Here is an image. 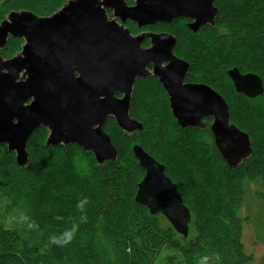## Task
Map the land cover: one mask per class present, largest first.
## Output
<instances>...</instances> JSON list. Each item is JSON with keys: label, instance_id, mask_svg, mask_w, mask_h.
<instances>
[{"label": "trees", "instance_id": "1", "mask_svg": "<svg viewBox=\"0 0 264 264\" xmlns=\"http://www.w3.org/2000/svg\"><path fill=\"white\" fill-rule=\"evenodd\" d=\"M67 1L0 0V23L11 12L48 17ZM215 6V26L195 33L180 18L167 26L177 37L178 55L191 65L188 79L206 83L224 97L231 123L251 139L252 155L239 167H229L216 145L205 142L212 136L210 129L181 128L158 82L138 80L130 115L143 130L130 137L109 119L106 128L118 159L98 164L80 149L93 169L87 177L56 169L60 161L45 156L50 148L42 132L28 141L27 166H18L7 147H0V202L8 197V208L22 210L29 227L25 233L8 229L0 216V264H157L167 249L178 253L184 264H262L245 250L238 212L248 184L259 186L264 198V93L256 98L238 93L228 71L257 74L264 86V0H215ZM189 37L197 38L206 51L193 48ZM23 44L21 38H10L2 57H14ZM125 136L132 140L118 138ZM191 140L201 143L200 149L173 155L174 147L189 146ZM134 143L163 164L177 186L192 217L186 238L162 214L151 215L135 202L145 170L133 154ZM27 183L36 190L23 196L21 186Z\"/></svg>", "mask_w": 264, "mask_h": 264}, {"label": "water", "instance_id": "2", "mask_svg": "<svg viewBox=\"0 0 264 264\" xmlns=\"http://www.w3.org/2000/svg\"><path fill=\"white\" fill-rule=\"evenodd\" d=\"M108 11H113L111 17ZM217 16L215 0H135L133 6L126 0H68L48 17L11 12L0 23V145L16 154L18 166H27L29 138L45 126L50 130L47 147L74 144L92 152L98 164L116 161L118 151L104 124L112 117L127 134L142 131L143 124L130 115L132 95L138 78L154 76L167 92L177 123L206 130L204 119H212L217 149L229 167H239L253 153L251 139L231 123L221 94L206 84H184L189 64L174 55L176 38L149 34L152 46L143 49L145 37L133 36L124 26L127 20L142 28L186 18L196 33L215 26ZM10 38L24 44L5 59L1 50ZM228 75L238 93L249 98L264 93L257 74L233 68ZM132 151L145 170L135 202L151 215L162 214L186 238L191 213L165 166L140 145Z\"/></svg>", "mask_w": 264, "mask_h": 264}, {"label": "rangeland", "instance_id": "3", "mask_svg": "<svg viewBox=\"0 0 264 264\" xmlns=\"http://www.w3.org/2000/svg\"><path fill=\"white\" fill-rule=\"evenodd\" d=\"M188 42L189 44L193 45V48L199 49V51L201 52L206 51V47L201 45L197 41V38L189 37ZM215 68L217 69L218 67ZM263 107H264V103H263ZM128 136L131 137L134 135H128ZM128 136L118 137V138L123 140V142L125 141L130 142L132 139L129 138ZM192 136L193 135H189V137ZM193 141L194 140H191V145L189 146L185 145V146H178L177 148L174 147L173 155L188 156L191 151L196 150L195 148L200 149V145L202 144L201 143L197 144V142H193ZM205 142L209 143L211 146H214L215 142L213 135L207 136L205 138ZM45 156H49L51 161L52 160L60 161L59 165L56 166L57 167L56 169L58 170L64 172H68V171L70 172L71 170L72 172L77 173L80 177H87L88 175L92 174L93 169L91 165H89L90 161L88 155L75 147H71L69 149L50 148L45 153ZM65 156H69V160L68 159L65 160ZM21 188L24 192L22 193L23 196H27L29 195L30 192L36 190L34 186L30 183L22 185ZM260 192L263 191L259 186L255 184L247 185L246 199L242 207L239 209L238 215L242 219L244 224L243 242L246 252L250 255H253L257 263L264 264V198L261 197ZM49 193L51 194L52 191L50 190ZM3 200L4 201L0 202V216L3 219L6 228L16 229L20 233H25L26 230L29 228L25 213L22 210H20L18 207L8 208V205H10V200L8 197H5ZM157 264H184V263L178 253L167 249L162 252Z\"/></svg>", "mask_w": 264, "mask_h": 264}, {"label": "flooded vegetation", "instance_id": "4", "mask_svg": "<svg viewBox=\"0 0 264 264\" xmlns=\"http://www.w3.org/2000/svg\"><path fill=\"white\" fill-rule=\"evenodd\" d=\"M135 1V0H134ZM134 1H133V3L132 4H129L128 2V5L129 6H133L134 5ZM108 14H109V16L111 17L112 15H113V11H108ZM180 19H183V20H185V25L188 27V25L192 22V20H189V19H186V18H180ZM175 20V19H174ZM119 21V20H118ZM129 23H132V24H134L135 25V27H136V29L135 30H132L129 26H128V24ZM172 23V22H171ZM171 23H157V24H155V25H148V26H145V27H142V28H139L138 27V25L135 23V22H133V21H131V20H127L126 21V23L124 24V26L127 28V29H129L130 30V32H131V34L133 35V36H139V35H142V36H144L145 38H144V41H143V43H142V48L143 49H150L151 48V46H152V42H151V39L150 38H148V37H146L147 35H149V34H163V33H165V34H170V35H172L173 37H175L176 38V40H177V37L174 35V34H172L171 32H169V26H167V25H169V24H171ZM177 49H178V41L176 42V45H175V47L173 48V53H174V55L176 56V57H178L179 59H181V60H183V61H185V62H187L188 64H189V68H188V70H187V72H186V74H185V78H184V84H206V83H203V82H198V81H190L189 79H188V77H189V73L191 72V65H190V63L187 61V60H185V59H183L182 57H180L179 55H178V53H177ZM168 65V62H165V63H163V66L165 67V66H167ZM153 69H154V67H153V65L152 64H150L149 66H148V70L149 71H153ZM149 80V79H154V80H156L157 82H158V84H159V86H160V88L164 91V94H165V96L167 97V103H168V105H169V108H170V111H171V106H170V101H169V97H168V95H167V92L165 91V89L163 88V86H162V84L159 82V80L156 78V77H154V76H150V77H148V78H138L137 79V81L138 80ZM136 81V82H137ZM136 84V83H135ZM206 85H208V84H206ZM135 87V86H134ZM133 93H134V91H133ZM116 96L117 97H119V98H121L122 97V95L120 94V93H116ZM132 99H133V95H132ZM33 101V99H30L28 102H27V104L29 105V104H31V102ZM131 107H132V100H131ZM131 111V110H130ZM171 113H172V111H171ZM109 119H114V118H112V117H109L107 120H106V122H105V124H104V131H105V133L106 134H108L110 137H111V135L108 133V131H107V128H106V125H107V122H108V120ZM208 121H210L209 122V125L207 124L208 123ZM177 122V121H176ZM204 122L207 124V129H210V125H211V123H212V119H204ZM180 126V125H179ZM181 127V126H180ZM182 128V127H181ZM190 128H194V127H190ZM184 129V128H183ZM185 129H187V128H185ZM194 129H198V128H194ZM206 129V130H207ZM201 130V129H200ZM39 132H42L43 134H45V146H46V143H47V140H48V137H49V135H50V130L47 128V127H45V126H40V127H38V128H36L35 130H34V132H33V134L31 135V137L32 136H34L35 134H38ZM138 132H135V133H132V134H129V135H133V134H137ZM30 137V138H31ZM29 138V139H30ZM140 145V144H138V143H134L133 145H132V148H133V146L134 145ZM2 145H5L6 147H7V145L6 144H1L0 145V147L2 146ZM141 146V145H140ZM47 147V146H46ZM71 147H75V148H78V149H81V150H83L81 147H79V146H77V145H74V144H71V145H64V144H60V145H56V146H49V147H47V148H52V149H64V148H67V149H69V148H71ZM142 147V146H141ZM143 148V147H142ZM144 149V148H143ZM7 150H8V147H7ZM145 150V149H144ZM85 152H87V153H90V154H92L93 156H94V154L92 153V152H89V151H85ZM14 156H16V154L14 153V152H11ZM29 154V153H28Z\"/></svg>", "mask_w": 264, "mask_h": 264}]
</instances>
